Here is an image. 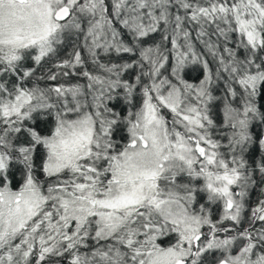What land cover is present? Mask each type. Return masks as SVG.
<instances>
[{"label":"snow or ice","instance_id":"6c2138e0","mask_svg":"<svg viewBox=\"0 0 264 264\" xmlns=\"http://www.w3.org/2000/svg\"><path fill=\"white\" fill-rule=\"evenodd\" d=\"M0 264H264V0H0Z\"/></svg>","mask_w":264,"mask_h":264}]
</instances>
